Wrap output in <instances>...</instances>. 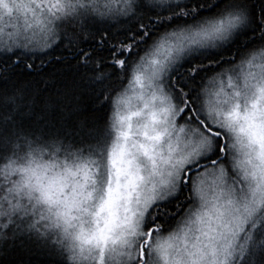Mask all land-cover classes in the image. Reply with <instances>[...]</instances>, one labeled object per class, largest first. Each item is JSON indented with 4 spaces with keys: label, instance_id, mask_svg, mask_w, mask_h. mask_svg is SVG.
<instances>
[{
    "label": "snow or ice",
    "instance_id": "1",
    "mask_svg": "<svg viewBox=\"0 0 264 264\" xmlns=\"http://www.w3.org/2000/svg\"><path fill=\"white\" fill-rule=\"evenodd\" d=\"M0 264H264V0H0Z\"/></svg>",
    "mask_w": 264,
    "mask_h": 264
}]
</instances>
